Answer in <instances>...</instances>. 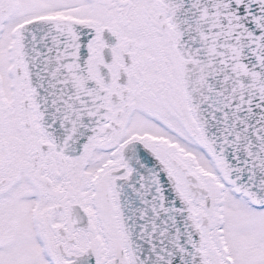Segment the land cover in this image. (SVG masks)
<instances>
[{
    "label": "snow or ice",
    "instance_id": "6c2138e0",
    "mask_svg": "<svg viewBox=\"0 0 264 264\" xmlns=\"http://www.w3.org/2000/svg\"><path fill=\"white\" fill-rule=\"evenodd\" d=\"M0 264H264V0H0Z\"/></svg>",
    "mask_w": 264,
    "mask_h": 264
}]
</instances>
